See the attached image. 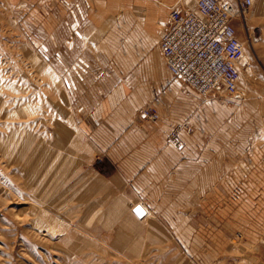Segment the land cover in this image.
I'll return each instance as SVG.
<instances>
[{"label":"rangeland","instance_id":"obj_1","mask_svg":"<svg viewBox=\"0 0 264 264\" xmlns=\"http://www.w3.org/2000/svg\"><path fill=\"white\" fill-rule=\"evenodd\" d=\"M25 1L0 0V264H264V177L251 178L264 170V0L234 20L245 48L236 94L205 97L174 81L168 110L161 95L138 109L139 118L155 106L175 125L187 123L184 134L207 148V168L205 179L176 181L190 187L191 220L178 214L167 231L146 229L130 251L100 241L71 214L60 146L76 110L65 77L79 69L57 66L53 40L40 37L42 26L29 17L45 5Z\"/></svg>","mask_w":264,"mask_h":264},{"label":"crops","instance_id":"obj_2","mask_svg":"<svg viewBox=\"0 0 264 264\" xmlns=\"http://www.w3.org/2000/svg\"><path fill=\"white\" fill-rule=\"evenodd\" d=\"M36 1L45 6L29 17L35 15L42 26L40 37L53 40L57 66L79 69V76L70 72L65 77L76 110L72 122L62 125L70 138L61 139L60 146L70 167L71 183L65 194L75 207L71 214L78 213V225L114 249L130 251L132 244L144 243L146 229L167 231L179 220L178 214L189 220L190 187L179 188L176 181L206 178V146L200 139L193 141L194 134L182 133L186 147L178 151L168 142L176 124L173 116L164 114L159 122L149 124L136 116L139 108L159 95L167 110L173 101L177 81L159 45L171 7L186 1ZM68 53H77L78 59ZM202 121L199 118V126ZM260 177L264 170L251 176ZM202 192L200 188L198 195ZM138 207L142 215L135 212ZM202 212L206 207L200 202L199 217ZM246 229L253 236L255 229ZM261 233L263 239L264 226Z\"/></svg>","mask_w":264,"mask_h":264},{"label":"built area","instance_id":"obj_3","mask_svg":"<svg viewBox=\"0 0 264 264\" xmlns=\"http://www.w3.org/2000/svg\"><path fill=\"white\" fill-rule=\"evenodd\" d=\"M252 7L253 0H195L194 7L174 4L159 45L174 80L205 97L219 95L221 90L236 94L245 48L234 20ZM139 116L150 123L161 118L155 106L140 109ZM188 130L187 123H178L170 133L169 140L179 151L185 149L181 134Z\"/></svg>","mask_w":264,"mask_h":264},{"label":"water","instance_id":"obj_4","mask_svg":"<svg viewBox=\"0 0 264 264\" xmlns=\"http://www.w3.org/2000/svg\"><path fill=\"white\" fill-rule=\"evenodd\" d=\"M136 213H138L139 215H142L143 214V211L141 208H137L136 209Z\"/></svg>","mask_w":264,"mask_h":264}]
</instances>
